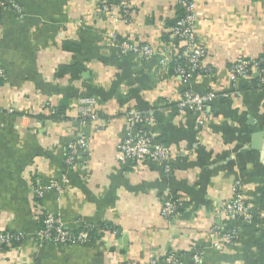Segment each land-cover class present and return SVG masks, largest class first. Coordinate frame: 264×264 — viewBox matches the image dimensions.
I'll return each instance as SVG.
<instances>
[{"label":"crops","instance_id":"0c3cea01","mask_svg":"<svg viewBox=\"0 0 264 264\" xmlns=\"http://www.w3.org/2000/svg\"><path fill=\"white\" fill-rule=\"evenodd\" d=\"M14 1L21 13H0V232L27 237L0 252V264H141L170 251L183 253L181 264H194L195 251L200 264H264V87L256 76L233 83L229 72L239 57L264 55V0L197 1V45L207 50L210 71L186 83L170 61L180 0H130L129 24L119 11L116 19L101 14L99 0ZM115 39L148 44L154 54L121 55ZM74 65L83 68L59 75L60 66ZM187 89L217 95L203 128L198 113L178 111ZM85 96L96 98L98 120L83 124L77 103ZM60 105L62 115L51 118ZM129 109L145 115L144 129L170 148L172 173L118 161ZM82 133L88 152L68 167V147ZM64 177L62 191L47 190L40 207L34 185ZM237 181L253 221L224 216ZM165 200L185 210L167 219ZM42 207L71 231L108 223L118 233L41 247ZM234 230L227 242L223 234Z\"/></svg>","mask_w":264,"mask_h":264},{"label":"built area","instance_id":"2783aa9c","mask_svg":"<svg viewBox=\"0 0 264 264\" xmlns=\"http://www.w3.org/2000/svg\"><path fill=\"white\" fill-rule=\"evenodd\" d=\"M197 1L198 0H180V7L183 16L177 24L170 30V39L175 51L170 52V61L178 62L185 59V64H177L175 74L185 83L200 72L210 71L204 65L207 57V50L197 45L196 21H197ZM4 10H12L21 13V7L14 0H0V13ZM115 11H119L121 19L126 24L133 21L136 10L131 6L130 0H99V12L112 19H116ZM119 47L121 55L135 54L139 59H149L154 54V49L148 44L136 45L128 41L114 40ZM230 79L233 83L247 78L256 76L260 86L264 87V55L256 58L239 57L230 66ZM5 77V71L0 64V82ZM217 97L214 92L199 93L191 89L185 90L177 108L180 113L191 111L199 114L198 125L200 128L206 126L208 120L212 117L211 104ZM97 100L95 97H81L77 103L78 113L81 116L82 123L98 120L95 111ZM129 123V131L123 143L119 146L118 161L121 163L133 162L136 164L153 163L161 167L166 173H172V161L175 160L170 148L162 143H157L155 137L144 130L146 125L150 124L149 119L136 109H129L126 112ZM88 143L84 133L74 143L70 144L67 151L66 164L68 167L74 166L78 157L82 153L88 152ZM66 177L61 183L54 182L48 186L36 183L33 187L35 197L40 206L45 197L47 190H56L61 192L66 184ZM235 196L233 200L227 203L223 208L226 219L250 222L254 219V210L246 201L242 190L241 182L237 181L233 185ZM182 206L180 202L165 200L162 207V215L173 220L179 213ZM95 228L94 225H84L78 231L69 230L57 215L46 212L41 227L38 229L35 240L39 246L43 247L48 244L59 246H76L87 245L91 243L90 232ZM221 229L220 225L214 227L215 231ZM114 233H118L116 230ZM237 235V231H231L223 234L227 242H232ZM24 233L0 232V252L5 247L8 250L14 249V242L20 246L26 240ZM183 253L170 251L165 256L153 257L141 264H181ZM194 264H200L202 261L201 254L195 251L193 255Z\"/></svg>","mask_w":264,"mask_h":264},{"label":"trees","instance_id":"16d2710c","mask_svg":"<svg viewBox=\"0 0 264 264\" xmlns=\"http://www.w3.org/2000/svg\"><path fill=\"white\" fill-rule=\"evenodd\" d=\"M181 8V7H180ZM183 16V11L181 9V15H180V18ZM180 18L178 20H180ZM178 20L176 21V23L173 25L175 26L178 22ZM170 37V35H169ZM185 59H181L179 60L178 62H172L171 63V69H172V72L175 73V68L177 66V64H185ZM83 68V66L81 65H74V66H60L58 68V73L59 75H63L64 73H67V72H71L72 74H76V72L78 71H81ZM64 105H60L59 108H53L52 110V115L50 116L51 118H54L55 116H60L62 115L63 111H64ZM39 118V117H38ZM39 120H42V117L39 118ZM145 131H147L146 129H144ZM41 207V206H40ZM40 212H39V226L41 227V224H42V221L44 219V216L46 214V210L42 207L40 208ZM185 210V206L184 204H182V206L179 208V211H184ZM256 217V214L254 212V219ZM253 219V220H254ZM84 226H82L83 228ZM81 228V229H82ZM80 230V229H79ZM109 230H116L115 228H113V226H111L110 224L108 223H101V224H98L95 226V228L90 232V235H91V242L93 241H96V240H100L102 238V236L104 235L105 231H109ZM20 246L18 243H15L13 244V247H18ZM8 247H5L4 251H8ZM130 264V263H129Z\"/></svg>","mask_w":264,"mask_h":264}]
</instances>
